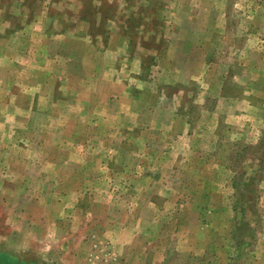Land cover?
<instances>
[{
    "label": "rangeland",
    "instance_id": "rangeland-1",
    "mask_svg": "<svg viewBox=\"0 0 264 264\" xmlns=\"http://www.w3.org/2000/svg\"><path fill=\"white\" fill-rule=\"evenodd\" d=\"M0 264H264V0H0Z\"/></svg>",
    "mask_w": 264,
    "mask_h": 264
}]
</instances>
